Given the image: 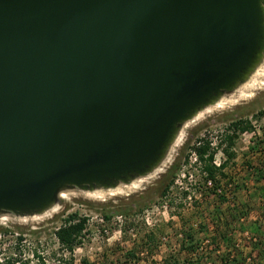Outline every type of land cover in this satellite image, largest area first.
Instances as JSON below:
<instances>
[{
  "label": "water",
  "instance_id": "1",
  "mask_svg": "<svg viewBox=\"0 0 264 264\" xmlns=\"http://www.w3.org/2000/svg\"><path fill=\"white\" fill-rule=\"evenodd\" d=\"M264 60V0H0V215L144 177Z\"/></svg>",
  "mask_w": 264,
  "mask_h": 264
},
{
  "label": "rangeland",
  "instance_id": "2",
  "mask_svg": "<svg viewBox=\"0 0 264 264\" xmlns=\"http://www.w3.org/2000/svg\"><path fill=\"white\" fill-rule=\"evenodd\" d=\"M256 69L243 94L231 93L221 107L185 123L164 167L138 179V189L106 200L74 192L60 198L56 214L36 221L0 217V264H264V116L257 118L264 111V60ZM239 119L253 130L236 140L231 160L225 136ZM198 139L211 142L215 161L226 165L218 189L204 184L203 164L192 152ZM175 163L176 181L161 197ZM123 209L132 215L120 216ZM71 215L87 220L74 252L55 235Z\"/></svg>",
  "mask_w": 264,
  "mask_h": 264
},
{
  "label": "trees",
  "instance_id": "3",
  "mask_svg": "<svg viewBox=\"0 0 264 264\" xmlns=\"http://www.w3.org/2000/svg\"><path fill=\"white\" fill-rule=\"evenodd\" d=\"M264 116V111L260 112L257 118H262ZM251 122L246 119H239L233 122L230 125L229 135H226V141L229 144L226 154L229 159H234L235 154L232 151L233 147L236 144V140L239 139L240 135L249 133L252 131ZM262 152L264 154V140L261 142ZM260 147V146H259ZM192 152L197 156L198 162L203 164L202 173L204 184L211 185L218 189L220 184V178L224 176L222 170L226 167L225 164L217 167L215 165L216 150L213 148L212 143L205 139H198L192 147ZM189 157L187 158V163H189ZM180 165L175 163L173 167L170 168L166 176L163 177V184H166L162 188L161 197H166L169 194V190L174 185L178 172L180 171ZM259 179L264 180V173L259 171ZM132 210L123 209L119 212V215L122 217H130ZM106 220H109V217L105 216ZM87 220L79 218L77 215H71L65 221L64 225L61 226L56 232V238L58 239L59 244L69 252H74L77 247L83 245V236L86 230ZM236 261L235 259L232 261ZM89 264L88 262H84ZM225 264H227L225 262Z\"/></svg>",
  "mask_w": 264,
  "mask_h": 264
},
{
  "label": "bare ground",
  "instance_id": "4",
  "mask_svg": "<svg viewBox=\"0 0 264 264\" xmlns=\"http://www.w3.org/2000/svg\"><path fill=\"white\" fill-rule=\"evenodd\" d=\"M257 70V69H256ZM257 73V72H256ZM256 82V81H255ZM248 88H250V86H249V78L246 80V81H244L242 84H240L232 93H236V94H238V93H242L243 94V92L246 90V89H248ZM229 95L230 94H225V95H223V96H221V98L219 99V100H217L215 103H213V104H211V105H209V106H207V107H205V108H203V109H201L199 112H197L194 116H193V118L191 119V120H193L194 121V118L195 119H198L197 117H199L200 118V116H201V114L203 113V112H209V110L210 109H212V107H221L223 104H225V101L229 98ZM235 95V94H234ZM232 102V101H231ZM210 113V112H209ZM204 118V117H203ZM191 120H189V121H191ZM182 132V131H181ZM183 133V132H182ZM177 139H178V137H177ZM175 148V147H174ZM171 150V149H170ZM166 157H168V155L166 156ZM166 159V158H165ZM165 161V160H164ZM163 161V162H164ZM162 162V163H163ZM162 163H161V165L159 166V167H157V168H162V167H164L163 165H162ZM165 165V164H164ZM156 168V169H157ZM163 171H164V169H163ZM150 174V173H149ZM149 174L148 175H146V176H144V177H138V178H134V179H132V181L131 182H129V183H127V184H125V183H120V184H117V185H115L114 187L113 186H111V187H107V188H104V187H101V188H93V189H86V190H67V191H63L61 194H60V196H59V199L60 198H67V197H70V196H72V197H74L75 196V193L74 192H78L77 193V195H81V196H86V197H88V198H95V199H105L108 195H110V196H117V195H127V193L128 192H130L129 190H132V189H138L139 188V185H140V182L138 181V179H141V178H146V177H148L149 176ZM150 175H152V174H150ZM160 175V174H159ZM153 177V176H152ZM143 184V183H142ZM130 195V194H129ZM109 196V197H110ZM106 200V199H105ZM103 202H104V200H103ZM59 205V204H58ZM58 205L57 204H55V205H53L52 207H50L49 209H47L45 212H43L42 214H35V215H32V216H18V215H15V217H14V214H12V213H3V214H1L0 215V217H2V216H8V217H14V218H18V219H22V221H30V220H32V221H36V220H40V217L41 216H43V215H45L46 213H49V212H54L55 214L58 212V210H54L55 208H57L58 207ZM60 206V205H59ZM48 215V214H47ZM49 215H51V214H49ZM54 215V214H53ZM52 217V216H51ZM3 218H5V217H3ZM12 219V218H11ZM17 219V220H18ZM16 220V219H15ZM19 221V220H18Z\"/></svg>",
  "mask_w": 264,
  "mask_h": 264
},
{
  "label": "built area",
  "instance_id": "5",
  "mask_svg": "<svg viewBox=\"0 0 264 264\" xmlns=\"http://www.w3.org/2000/svg\"><path fill=\"white\" fill-rule=\"evenodd\" d=\"M215 164L218 166V167H220V164H217V162L215 161Z\"/></svg>",
  "mask_w": 264,
  "mask_h": 264
}]
</instances>
